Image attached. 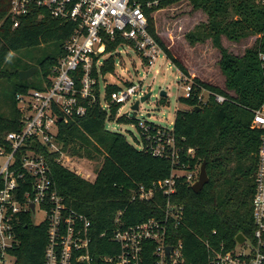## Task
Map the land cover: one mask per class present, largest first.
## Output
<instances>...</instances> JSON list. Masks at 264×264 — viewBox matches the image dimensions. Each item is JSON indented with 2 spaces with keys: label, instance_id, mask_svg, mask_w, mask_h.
Returning a JSON list of instances; mask_svg holds the SVG:
<instances>
[{
  "label": "trees",
  "instance_id": "trees-1",
  "mask_svg": "<svg viewBox=\"0 0 264 264\" xmlns=\"http://www.w3.org/2000/svg\"><path fill=\"white\" fill-rule=\"evenodd\" d=\"M176 1L179 0H162L151 9L148 29L162 52L188 76L156 35L151 16L154 10ZM186 1L194 10H202L208 16L207 22L197 24L186 38L190 43L210 39L221 50L220 67L225 75V89L193 78L192 96L179 97V102L188 109H177L172 124L176 142L182 147L181 160L191 167L205 163L209 177V182L197 193L184 179L177 184L173 201L183 208L182 221L173 230L174 242L180 240L183 244L182 261L177 264H207L208 246L220 242L232 245L238 233L250 234L252 230L253 173L260 133L251 127V121L253 110L264 100V73L258 60V53L264 51V8L258 0ZM8 9L9 0H0V84L5 80L15 81L10 95H3L0 99L1 144L8 132L22 127V113L16 95L44 87L43 82L51 67L64 53L63 44L72 29L70 23H61L48 14L39 16L38 13L22 18L19 26L13 28L7 16ZM222 36L234 41L250 36H256V39L253 47L236 57L222 48ZM118 44L119 39L107 41L106 52H113ZM41 45L52 47L56 55L23 67V70L37 67L34 75L41 73L39 80H20L18 72L5 68L12 52ZM113 70V55H110L99 67V73L104 76ZM96 88L99 95V85ZM117 88L116 85H106V98ZM202 89L211 93L206 103L199 102L194 95ZM213 93L222 94L227 100L216 103ZM165 97L160 100L163 104ZM119 105L111 103L108 115L97 100L89 105L84 116L68 123H58L56 138L61 150L100 163L94 181H87L58 163V152H49L39 146L59 194L70 207L84 213L91 221L93 264H106L100 257L112 253L109 236L116 230L114 219L119 212L124 226L163 215L164 197L159 190L152 198L139 200L132 199L131 189L139 184L148 187L152 182L158 183L171 172V161L153 156L146 148L145 138H142L143 149H138L124 135L106 129L107 119H115ZM126 121L138 126L134 116L117 117V122ZM188 148L194 149L192 156L186 155ZM46 229L44 224L35 225L29 216L24 218V223L18 227L19 243L13 250L16 264H42ZM102 232H106L105 236H100Z\"/></svg>",
  "mask_w": 264,
  "mask_h": 264
},
{
  "label": "built area",
  "instance_id": "built-area-1",
  "mask_svg": "<svg viewBox=\"0 0 264 264\" xmlns=\"http://www.w3.org/2000/svg\"><path fill=\"white\" fill-rule=\"evenodd\" d=\"M161 1L9 0L7 16L13 28L19 26L22 18L38 13L39 16L48 14L61 23H70L72 29L63 44L64 53L51 67L44 87L16 95L22 127L8 132L4 143H0V155L4 157L0 166V264H16L13 250L19 243L18 227L26 216L35 225L44 224L47 228L42 264L94 263L90 251L91 221L84 213L70 207L59 194L39 146L49 152H58L56 161L62 164L66 160L64 155L69 152L61 150L57 141L58 123L84 116L89 105L97 100L108 115L111 103L120 104L115 119H107V122L116 121L124 104L134 95L141 94V84H131L118 87L109 98H106L105 90L101 96L100 88L105 89L107 84L99 67L107 57L119 56V49L125 48L139 54L149 68L152 66L162 50L148 29V12ZM258 2L264 8V0ZM117 39L119 44L115 50L107 53L106 42ZM258 60L264 73V51L258 53ZM97 85L99 95L96 94ZM191 88L192 81L185 87L183 96L191 97ZM210 94L205 89L194 93L202 103L208 101ZM212 96L216 103L227 100L222 94L213 93ZM132 112L130 108L126 117L132 118ZM137 125L141 136L138 149H143L142 138H145L146 148L153 156L171 161V172L148 187L137 185L131 189V196L132 199L148 200L159 190L164 197L163 215L124 226L119 212L114 219L116 230L109 236L112 253L104 254L100 259L106 264H177L182 261L183 244L180 240L174 242L173 230L182 221L183 208L173 201V195L180 179L190 186L197 181L200 165L191 167L181 160L182 147L176 142L172 126L158 128L146 118L137 119ZM251 127L260 133L253 173L252 230L250 234L240 232L244 237L242 242L235 236L232 245L220 242L208 246L207 264H264V100L253 110ZM193 154L194 149L188 148L186 155ZM87 161L92 171V160ZM86 170V175H78L94 181L97 170L92 171L94 176L91 178ZM38 215H41L40 219H37ZM212 232L216 233L215 230ZM105 234L102 232L100 236ZM166 247H171L168 256Z\"/></svg>",
  "mask_w": 264,
  "mask_h": 264
},
{
  "label": "rangeland",
  "instance_id": "rangeland-1",
  "mask_svg": "<svg viewBox=\"0 0 264 264\" xmlns=\"http://www.w3.org/2000/svg\"><path fill=\"white\" fill-rule=\"evenodd\" d=\"M156 35L169 51L171 57L176 59L187 71L188 76L184 75L172 60L159 52L154 63L149 68L144 63L141 56L130 48L119 49V56L113 55L114 70L106 74L104 79L106 84L122 87L129 82L133 85L141 84V94L131 97L121 109L119 115H125L130 111L131 105L140 97L151 92L147 100L139 104L138 110L132 112L135 119L146 118L149 122L157 125L158 128H170L175 119L177 109L184 110L188 107L179 102V97L185 93V87L190 84L193 78H197L206 83L225 89V75L220 67L221 50L208 39L204 42L190 43L186 35L197 24L206 23L207 14L202 10H194L186 0H179L163 8L154 10L151 13ZM256 36L241 39L239 41L229 40L221 37V46L233 56L241 57L245 50L253 47ZM56 51L46 45L36 46L21 51L12 52L5 64L9 71L23 70L25 65L37 64L47 57L55 56ZM108 58V57H107ZM41 73L32 76L28 80L40 79ZM27 80V79H26ZM14 80L3 81L0 84V99L3 95H10ZM126 86V85H125ZM166 91L165 103H161L159 93ZM101 96L104 88H100ZM230 93H232L230 91ZM107 130L115 131L125 136L126 140L135 148H139L140 131L136 123L126 122H107ZM62 165L76 174L86 175L89 170V177H93V170H98L99 162L92 161V171L87 165L85 157H77L71 153H66ZM4 163V157L0 155V166ZM87 167V168H86ZM95 173V172H94ZM185 174V172H181ZM89 178V179H90ZM41 215L37 216L40 219Z\"/></svg>",
  "mask_w": 264,
  "mask_h": 264
},
{
  "label": "water",
  "instance_id": "water-1",
  "mask_svg": "<svg viewBox=\"0 0 264 264\" xmlns=\"http://www.w3.org/2000/svg\"><path fill=\"white\" fill-rule=\"evenodd\" d=\"M36 71H37V67H31V68H29V69L21 70V71H19V73H18V78H19L20 80H26V79H29V78H31V77L35 74ZM150 95H151V92L147 93L146 95L140 97V99L136 100V101L131 105V107H130L131 110H132V111H136V110H138V108H139V104H140L141 102H144L145 100H147V99L149 98ZM166 95H167V93H166V91H164V90H161L160 93H159V96H160V97H164V96H166ZM199 170H200V171H199V175H198V179H197V181H195V182L191 185L192 190H193L194 192H196V193L199 192L200 190H202V188L204 187V185L207 184V183L209 182V177H208L207 172H206V165H205V163H202V164L200 165V169H199ZM31 208L33 209L34 206L31 205ZM243 239H244V237H243L242 234L239 233V234L236 235V240H237L238 242H242ZM170 250H171V247H166V254H167V256L169 255Z\"/></svg>",
  "mask_w": 264,
  "mask_h": 264
}]
</instances>
